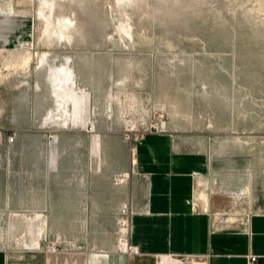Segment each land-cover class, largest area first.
<instances>
[{
	"label": "rangeland",
	"instance_id": "rangeland-1",
	"mask_svg": "<svg viewBox=\"0 0 264 264\" xmlns=\"http://www.w3.org/2000/svg\"><path fill=\"white\" fill-rule=\"evenodd\" d=\"M14 14L29 17L33 34L0 52V141L15 137L0 158L40 156L42 144L57 143L60 111L80 126L63 141L87 140L90 123L115 162L120 142L132 147L146 134L205 152L214 165L198 197L219 195L223 216L264 211V0L0 1L3 19ZM41 217L0 211V241L57 239Z\"/></svg>",
	"mask_w": 264,
	"mask_h": 264
},
{
	"label": "crops",
	"instance_id": "crops-1",
	"mask_svg": "<svg viewBox=\"0 0 264 264\" xmlns=\"http://www.w3.org/2000/svg\"><path fill=\"white\" fill-rule=\"evenodd\" d=\"M10 16H0V52L32 38L29 17ZM57 118L58 141L37 147L40 156L0 158V211L40 212L42 228L61 232L57 239L45 236L22 247L0 241V264H156V255L169 253L189 255L190 264H249V255L264 264V211L243 219L223 216L219 195L198 197L213 171L207 153L185 150L170 135L146 134L132 147L120 142L115 162L90 123L82 132L87 140L63 141L67 128L76 133L80 126L67 124L60 111ZM26 119L33 128L34 113ZM2 125L0 120V131ZM5 146L13 144L0 141V155ZM216 184L226 186L222 179ZM208 202L210 211L204 209ZM124 206L130 213L128 239L138 254L117 246ZM39 221L31 218L30 229ZM54 242L58 250H48Z\"/></svg>",
	"mask_w": 264,
	"mask_h": 264
},
{
	"label": "built area",
	"instance_id": "built-area-1",
	"mask_svg": "<svg viewBox=\"0 0 264 264\" xmlns=\"http://www.w3.org/2000/svg\"><path fill=\"white\" fill-rule=\"evenodd\" d=\"M8 142H13L15 137L14 135H8ZM123 180V178H121ZM207 209V208H204ZM129 209L127 206H124L121 210L120 218L118 220V242L117 246L120 251L127 254H138L139 249L137 246L132 245L128 239L129 233ZM48 250L56 251L58 250V245L56 242L49 244ZM257 257L255 255H249V264H255ZM156 264H190L189 255H174V254H158L156 255Z\"/></svg>",
	"mask_w": 264,
	"mask_h": 264
},
{
	"label": "bare ground",
	"instance_id": "bare-ground-1",
	"mask_svg": "<svg viewBox=\"0 0 264 264\" xmlns=\"http://www.w3.org/2000/svg\"><path fill=\"white\" fill-rule=\"evenodd\" d=\"M63 20H66V21H71L69 18H64ZM63 34V33H62ZM59 75H60V72L58 70H56L52 76H53V79L54 80H58L59 79ZM58 88V87H57ZM57 95H60V88H58V91H57Z\"/></svg>",
	"mask_w": 264,
	"mask_h": 264
}]
</instances>
